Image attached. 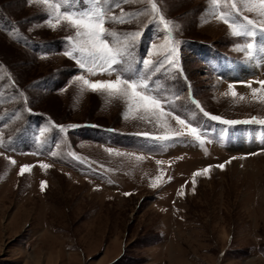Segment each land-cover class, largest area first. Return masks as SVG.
Returning a JSON list of instances; mask_svg holds the SVG:
<instances>
[{"label":"rangeland","instance_id":"obj_1","mask_svg":"<svg viewBox=\"0 0 264 264\" xmlns=\"http://www.w3.org/2000/svg\"><path fill=\"white\" fill-rule=\"evenodd\" d=\"M153 2L159 15L146 0H111L109 15L127 22L106 27L121 40L140 35L125 63L91 75L79 53L64 55L73 29L50 26L40 3L0 0V264H264V124L243 123L264 120L247 86L264 80V34L249 58L239 50L249 38L233 36L210 0ZM236 2L237 22L260 19ZM117 75L146 77L204 143L157 140L165 130L145 113L76 80ZM23 165L33 167L21 176ZM209 166L193 190V173Z\"/></svg>","mask_w":264,"mask_h":264},{"label":"snow or ice","instance_id":"obj_2","mask_svg":"<svg viewBox=\"0 0 264 264\" xmlns=\"http://www.w3.org/2000/svg\"><path fill=\"white\" fill-rule=\"evenodd\" d=\"M29 2L40 3L54 14V22L52 20L48 22L50 26L57 27L66 24L75 31V37H68V40L73 42V46L64 55L72 57L74 53H79V58L76 60L77 64L91 75H96L97 70L108 72L114 66L125 63V57L128 55L130 44L140 35L139 32H136L121 40L117 32L106 27L110 20L115 23L127 22L124 19L125 13L123 11H121L120 17L109 15L111 0H80L83 7L76 10H72L73 0H29ZM146 2L151 6L150 12L159 15L160 10L156 3L153 0H146ZM210 3L215 18L224 23L230 29L233 36L249 38L250 42L245 43L239 50L245 51L249 58L253 57L257 50V44L255 43L257 33L264 34V0H240L244 11L254 12L260 18L259 20H253L248 16H244V23H239L235 19L234 13L239 15L241 11L238 8L236 0H210ZM148 14L147 12L143 13V15ZM159 18L164 28L170 33V23L165 21L162 15ZM109 38H111V41ZM171 45L172 41L166 37L161 47L168 48ZM170 50L172 53L175 52L174 47H171ZM260 50L264 51V46ZM143 63L147 67L153 61L148 59L144 60ZM169 63L174 62L169 60ZM76 80L81 82L80 90L82 92L90 90L93 93H104L110 99H119L125 102L130 111L145 113L146 115H142L141 119H149V122L154 120L159 127L165 130L163 135L155 137L157 140L168 141L181 137H190L201 144L204 143V138L199 128L193 126L186 119L174 112L166 110L164 102L148 91L149 84L146 77L134 79L117 75L114 80H97L93 82L84 76H78ZM256 83L259 84L258 88H253L251 84L247 86L251 88L253 99L259 103H264V80L257 81ZM229 94L233 97L238 95L233 85H229V92L225 93V95ZM239 98L241 100L245 99L243 96ZM197 107H200L198 103ZM201 111L203 112L204 110L201 108ZM204 115L209 116L212 120L221 121L224 124L241 123V121L223 120L221 117L211 115L208 112H204ZM171 121H175V125L179 127H173ZM243 123L264 124V120L252 117L250 121H243ZM0 146H3V141H0ZM138 159L141 158L138 157ZM11 163L15 164V161L12 160ZM157 163L161 164L163 162L157 161ZM32 167L31 165L21 166L19 174L23 176L26 172H31ZM40 167L47 169L51 165L41 163ZM211 167L209 166L193 173V190L196 182L195 178L207 176ZM216 167L223 170L225 165L220 164ZM161 179V177H156V181H160ZM151 186L157 187L158 184L154 182ZM45 187L46 182L42 181L41 191ZM179 194L183 195V192ZM125 195L129 194L125 193Z\"/></svg>","mask_w":264,"mask_h":264},{"label":"bare ground","instance_id":"obj_3","mask_svg":"<svg viewBox=\"0 0 264 264\" xmlns=\"http://www.w3.org/2000/svg\"><path fill=\"white\" fill-rule=\"evenodd\" d=\"M246 72V71H245Z\"/></svg>","mask_w":264,"mask_h":264}]
</instances>
